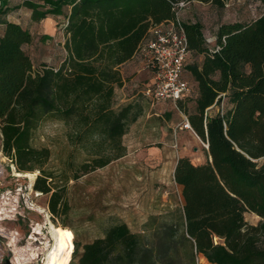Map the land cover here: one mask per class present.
Masks as SVG:
<instances>
[{
  "label": "trees",
  "instance_id": "trees-1",
  "mask_svg": "<svg viewBox=\"0 0 264 264\" xmlns=\"http://www.w3.org/2000/svg\"><path fill=\"white\" fill-rule=\"evenodd\" d=\"M180 1L194 0H21L12 7L0 0V16L22 6L32 21L65 19V57L33 71L24 50L31 32L0 18V149L18 172L38 171L32 188L49 194L53 215L67 210V177L45 168L51 153L31 144L34 130L47 119L68 125V141L88 151L84 172L122 156V136L141 107H114L115 87L123 84L119 66L136 59L151 27L176 19ZM181 24L189 52L183 76L193 87L177 107L208 156L199 164L176 159L182 228L163 223L158 238L145 239L125 222L113 223L102 236L73 242L75 264H203L201 256L211 264H264V11L220 23L212 47L199 21ZM192 55L200 62L188 63ZM246 211L260 220L249 224Z\"/></svg>",
  "mask_w": 264,
  "mask_h": 264
},
{
  "label": "rangeland",
  "instance_id": "rangeland-1",
  "mask_svg": "<svg viewBox=\"0 0 264 264\" xmlns=\"http://www.w3.org/2000/svg\"><path fill=\"white\" fill-rule=\"evenodd\" d=\"M17 2L7 0V5L12 7ZM262 11L264 0H222L221 5L194 0L178 9L177 17L181 22L199 21L206 43L212 47L220 23L249 21ZM8 14L32 34V41L24 45V50L31 59L33 71L40 70L43 64L57 67L66 55L64 17L32 21L29 10L24 7L12 9ZM200 60L201 56L192 55L188 63ZM119 70L123 84L115 87L114 107L129 102L141 107V114L122 136L125 147L122 156L84 172L80 164L87 160L88 151L68 141V125L47 119L33 132L31 144L50 150L45 168L57 177H67L66 212L53 215L47 207L49 194L32 188L38 171L34 170L31 178L17 176L18 170L0 149V264H5V260L9 264H43L46 249L52 243L51 225L60 235L58 258L68 252L63 249L68 238L83 244L102 236L109 225L120 221L145 239L158 238V229L163 223L182 228L181 187L173 179L174 164L180 156L196 164L206 162L204 142L191 130L180 128L184 114L172 103L154 101L145 95L149 74L139 60L131 59L120 65ZM191 105L189 101L187 107L191 109ZM223 106L226 103L221 102L219 108ZM243 216L249 224L260 220L249 211ZM186 249L187 246H180L179 252L185 253ZM75 262L76 258L70 255L65 264Z\"/></svg>",
  "mask_w": 264,
  "mask_h": 264
},
{
  "label": "built area",
  "instance_id": "built-area-1",
  "mask_svg": "<svg viewBox=\"0 0 264 264\" xmlns=\"http://www.w3.org/2000/svg\"><path fill=\"white\" fill-rule=\"evenodd\" d=\"M185 4L180 1L178 9ZM188 54L186 35L177 12L175 20L151 27L149 37L136 55L142 68L149 74L145 95L154 101H168L178 109L177 101L190 94L193 87L183 76ZM180 128L193 132L185 115ZM203 144L207 148V144Z\"/></svg>",
  "mask_w": 264,
  "mask_h": 264
},
{
  "label": "bare ground",
  "instance_id": "bare-ground-1",
  "mask_svg": "<svg viewBox=\"0 0 264 264\" xmlns=\"http://www.w3.org/2000/svg\"><path fill=\"white\" fill-rule=\"evenodd\" d=\"M15 174L17 176H29L30 178L33 176L32 172H18L16 171ZM178 185V184H177ZM35 229H37V227H35ZM38 230V229H37ZM49 234H50V238L52 239V243L49 245V247H47L48 249H46V257H45V261L43 264H65L66 261L69 259V256L71 255L70 252L73 249V242L68 238V240L66 241L65 245L63 246V249H67L68 252L62 257V258H58V251L60 249V235L58 230L51 225L50 229H49ZM31 238L34 239L33 236H30ZM30 243V242H29ZM28 243V244H29ZM46 243V242H44ZM13 245V244H12ZM28 248V247H26ZM42 248V247H41ZM39 248V249H41ZM44 248V247H43ZM23 249V248H22ZM25 249V248H24ZM28 250V249H27ZM33 250V249H32ZM31 250V251H32ZM30 251V252H31ZM45 251V250H44ZM28 252V251H27ZM34 252V251H33ZM23 253V252H22ZM45 253V252H44ZM28 254V253H27ZM26 254V255H27ZM34 255V253H32ZM25 255V254H24ZM30 255V254H29ZM28 256V255H27ZM32 257V256H31ZM27 258V257H26ZM16 259V258H14ZM27 260V259H26ZM23 262V261H22ZM15 263V261H14ZM24 263V262H23Z\"/></svg>",
  "mask_w": 264,
  "mask_h": 264
},
{
  "label": "crops",
  "instance_id": "crops-1",
  "mask_svg": "<svg viewBox=\"0 0 264 264\" xmlns=\"http://www.w3.org/2000/svg\"><path fill=\"white\" fill-rule=\"evenodd\" d=\"M21 2V0H19V2H17L16 4H19ZM10 6V5H9ZM14 6V5H13ZM11 7V6H10ZM22 7V6H21ZM20 8V7H19ZM17 9V8H16ZM11 11V10H10ZM9 11L5 14V15H3V16H0V18H5L6 20H8V21H12V22H17V23H19V20L18 19H16V18H13V16H10L9 14ZM29 14H30V11H29ZM47 18H51L53 21H54V18L52 17V16H48V17H46V18H44V19H42V21L43 22H45V20L47 19ZM0 29H1V24H0ZM176 162V161H175ZM194 163V162H193ZM194 164H196V163H194ZM174 166H175V164H174ZM201 262L203 263V264H211V263H209L203 256H201Z\"/></svg>",
  "mask_w": 264,
  "mask_h": 264
},
{
  "label": "water",
  "instance_id": "water-1",
  "mask_svg": "<svg viewBox=\"0 0 264 264\" xmlns=\"http://www.w3.org/2000/svg\"><path fill=\"white\" fill-rule=\"evenodd\" d=\"M5 264H9V262L7 260H5Z\"/></svg>",
  "mask_w": 264,
  "mask_h": 264
}]
</instances>
